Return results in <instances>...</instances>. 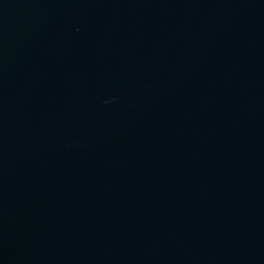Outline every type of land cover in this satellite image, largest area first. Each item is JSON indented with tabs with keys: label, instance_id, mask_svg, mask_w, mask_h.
I'll list each match as a JSON object with an SVG mask.
<instances>
[{
	"label": "water",
	"instance_id": "95a60500",
	"mask_svg": "<svg viewBox=\"0 0 264 264\" xmlns=\"http://www.w3.org/2000/svg\"><path fill=\"white\" fill-rule=\"evenodd\" d=\"M0 264H264V0H0Z\"/></svg>",
	"mask_w": 264,
	"mask_h": 264
}]
</instances>
